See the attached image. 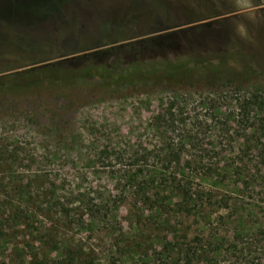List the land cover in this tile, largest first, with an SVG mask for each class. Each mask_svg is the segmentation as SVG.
<instances>
[{"label": "rangeland", "instance_id": "obj_1", "mask_svg": "<svg viewBox=\"0 0 264 264\" xmlns=\"http://www.w3.org/2000/svg\"><path fill=\"white\" fill-rule=\"evenodd\" d=\"M231 40L240 80L0 89V264H264V0H0V75Z\"/></svg>", "mask_w": 264, "mask_h": 264}, {"label": "trees", "instance_id": "obj_2", "mask_svg": "<svg viewBox=\"0 0 264 264\" xmlns=\"http://www.w3.org/2000/svg\"><path fill=\"white\" fill-rule=\"evenodd\" d=\"M152 10L153 12H151L150 16L157 12L156 9ZM147 21L149 23V20ZM126 25L124 32L131 31V29L138 26L132 19L128 20ZM121 37L123 40L125 39L123 37L126 36ZM236 46V43L231 40L225 47L226 52L218 56L212 52L201 53L194 49L192 52L184 54L157 58H142L137 56L131 60L124 58L123 51L125 49L120 48L112 61L107 63L94 64L88 62L79 67L65 66L63 65L64 63L61 65L48 64L6 72L0 75V89L9 91L24 90L38 88L44 84L63 87L73 86L78 78H86L89 76L102 78L105 87L112 85L117 87L124 85H158L162 82L168 84L196 85L215 83L221 79L240 80L248 77L252 73V69L246 65L238 69L234 64H231L229 57L233 56V53L228 51H231ZM263 139L264 137L260 141V144L262 146V165L264 168ZM262 187H264V184ZM242 197L231 196V199H240ZM230 201L227 200L223 206L229 207ZM250 203L252 204V202ZM187 211L189 212L185 215L188 217L187 220H190L193 214L190 212V208ZM197 222L199 223V220ZM201 223L204 222L201 221ZM186 249L187 254L192 255V257L195 256L197 249L198 252L201 250L200 246H191L190 244H187ZM214 251L216 249L212 250L213 253Z\"/></svg>", "mask_w": 264, "mask_h": 264}]
</instances>
